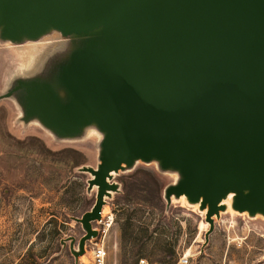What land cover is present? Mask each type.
<instances>
[{
    "label": "water",
    "instance_id": "water-1",
    "mask_svg": "<svg viewBox=\"0 0 264 264\" xmlns=\"http://www.w3.org/2000/svg\"><path fill=\"white\" fill-rule=\"evenodd\" d=\"M50 30L74 40L48 77H16L25 122L57 138L94 125L96 165L82 164L89 209L65 237L74 261L97 235L112 173L155 160L179 176L163 188L165 205L185 194L214 215L231 206L264 216V0H0V39L35 40Z\"/></svg>",
    "mask_w": 264,
    "mask_h": 264
},
{
    "label": "rangeland",
    "instance_id": "rangeland-1",
    "mask_svg": "<svg viewBox=\"0 0 264 264\" xmlns=\"http://www.w3.org/2000/svg\"><path fill=\"white\" fill-rule=\"evenodd\" d=\"M74 40L50 30L35 40L12 43L0 39V93L16 77H48ZM36 45V46H33ZM34 47L32 54L24 49ZM14 94L0 98V131L16 138L38 137L57 151L76 149L81 164L95 166L101 133L84 127L75 137L57 138L35 118L21 119ZM0 264H82L74 257L67 236L82 233L73 217L90 208L95 186L87 189V171L70 168L65 156L44 158L33 148L4 150L0 134ZM179 174L160 169L155 160H136L129 168L112 173L118 190L104 196L102 221L110 216L102 239L105 264H133L145 256L161 264H264V216L249 215L231 206L214 217V228L204 243L209 223L205 210L186 199L172 197L165 205L163 188ZM156 181V184L154 183ZM229 202V206H227ZM97 230L100 222L91 221ZM186 255V263L180 257Z\"/></svg>",
    "mask_w": 264,
    "mask_h": 264
},
{
    "label": "trees",
    "instance_id": "trees-1",
    "mask_svg": "<svg viewBox=\"0 0 264 264\" xmlns=\"http://www.w3.org/2000/svg\"><path fill=\"white\" fill-rule=\"evenodd\" d=\"M0 134L2 135V139L4 142V150L10 151V154L20 148H33L40 154V156L46 159L56 158L62 155L65 156L67 158V161L70 160V168L76 167L81 164V161L78 159L80 153L76 149L64 147L57 151H54L45 146L43 142L36 136L31 135L25 138H16L1 131ZM0 147L2 148L3 145L0 144ZM154 183L156 184L155 180ZM156 263L161 264L159 262Z\"/></svg>",
    "mask_w": 264,
    "mask_h": 264
},
{
    "label": "built area",
    "instance_id": "built-area-1",
    "mask_svg": "<svg viewBox=\"0 0 264 264\" xmlns=\"http://www.w3.org/2000/svg\"><path fill=\"white\" fill-rule=\"evenodd\" d=\"M103 214L101 210L99 212V217L94 221L100 222L101 228L97 229V235L94 237H90L84 241L83 244V254L84 260H80L82 264H105V257H106V248L103 243L102 239V232L106 229L108 225V221L110 220V216L107 215V219L102 221ZM188 260L186 255L180 257L181 263H186ZM133 264H158L155 261H149L145 256H138L136 257Z\"/></svg>",
    "mask_w": 264,
    "mask_h": 264
},
{
    "label": "bare ground",
    "instance_id": "bare-ground-1",
    "mask_svg": "<svg viewBox=\"0 0 264 264\" xmlns=\"http://www.w3.org/2000/svg\"><path fill=\"white\" fill-rule=\"evenodd\" d=\"M33 46H36V45H33ZM33 50H34V47L29 46V47H27V49H24V52H25L27 55H28V54L31 55L32 52H33ZM231 195H232V193L230 192L227 196H228V197H231ZM180 199L185 200V199H186L185 194H181ZM193 204H194V205H197L198 202H194ZM227 206H229V202H227Z\"/></svg>",
    "mask_w": 264,
    "mask_h": 264
}]
</instances>
